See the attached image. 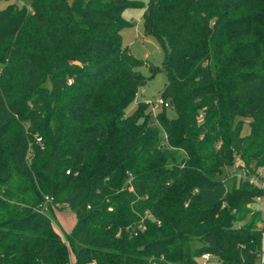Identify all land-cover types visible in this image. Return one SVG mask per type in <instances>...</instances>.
Listing matches in <instances>:
<instances>
[{
    "label": "trees",
    "instance_id": "1",
    "mask_svg": "<svg viewBox=\"0 0 264 264\" xmlns=\"http://www.w3.org/2000/svg\"><path fill=\"white\" fill-rule=\"evenodd\" d=\"M31 4L0 10V264H257L264 187L228 189L222 167L264 165V0ZM128 7L164 50L174 118L127 114L153 77L123 42ZM61 205L77 216L65 238Z\"/></svg>",
    "mask_w": 264,
    "mask_h": 264
},
{
    "label": "rangeland",
    "instance_id": "2",
    "mask_svg": "<svg viewBox=\"0 0 264 264\" xmlns=\"http://www.w3.org/2000/svg\"><path fill=\"white\" fill-rule=\"evenodd\" d=\"M147 4L148 0H144ZM18 4L26 5L28 8L32 7L31 0H0V10L7 8L8 5ZM146 7H128L124 11V16L131 20V25L125 27L122 31L123 42L126 46H129L130 51L138 58L143 59L146 63L139 68L142 74L146 77H153L149 82L144 85L137 94L135 101L131 104L127 110V114H131L137 109V104L140 101H145L149 104L153 117L161 110V107L156 108L153 103L157 98L161 97V92L167 83V75L163 70L164 50L158 40L147 35L144 31V13ZM1 69V65H0ZM155 69L159 71L155 72ZM168 115L170 118L176 117V112L172 108H168ZM252 118H237L236 122H240L245 126L244 134L249 132L250 123ZM155 126H159L157 121H154ZM225 135L218 136L216 140L217 148L223 145V137ZM161 137L163 138L162 146L171 150L174 153V159L176 162H181L186 153L182 149L174 148L169 145L165 140V134L161 131ZM165 145V146H164ZM222 177L225 180L228 189L236 183V179L242 178L248 180L249 178L256 177V180L264 179V165H258L254 160H248L242 158L240 155H235L231 164H225L222 167ZM260 198V197H259ZM258 198V199H259ZM259 200L249 206L254 210H258ZM55 221L54 225L65 238V233H70L77 222L76 213L68 207L61 205L60 209H55ZM259 227H264V215L262 221L258 224ZM263 253L260 255L261 259L257 264L264 262V234L262 238ZM202 258L198 259L201 263Z\"/></svg>",
    "mask_w": 264,
    "mask_h": 264
},
{
    "label": "built area",
    "instance_id": "3",
    "mask_svg": "<svg viewBox=\"0 0 264 264\" xmlns=\"http://www.w3.org/2000/svg\"><path fill=\"white\" fill-rule=\"evenodd\" d=\"M153 103V106L156 107V108H159L163 105H165L166 107H172V105L165 101L162 97H159L157 98ZM203 119V114H201L199 116V120H202ZM248 181L250 183H253V184H256L258 186H261V187H264V179H261V180H256V177H252V178H249ZM51 200L50 197H46V202L48 203L49 201ZM259 207L258 209L262 210L264 212V196L263 197H260L259 199ZM43 208H47V206H44L43 205ZM202 262L201 263H196V264H225L222 260L219 259V257L214 254V253H211V252H206L202 255ZM262 264H264V262H262Z\"/></svg>",
    "mask_w": 264,
    "mask_h": 264
},
{
    "label": "crops",
    "instance_id": "4",
    "mask_svg": "<svg viewBox=\"0 0 264 264\" xmlns=\"http://www.w3.org/2000/svg\"><path fill=\"white\" fill-rule=\"evenodd\" d=\"M259 204H260V202H259ZM259 204H258V205H259ZM54 227H55V229H57L55 225H54ZM71 260H72V261L75 260V256H74V254H72V256H71Z\"/></svg>",
    "mask_w": 264,
    "mask_h": 264
}]
</instances>
